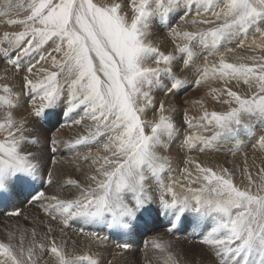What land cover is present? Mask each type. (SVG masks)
Returning <instances> with one entry per match:
<instances>
[{
    "label": "snow or ice",
    "instance_id": "obj_1",
    "mask_svg": "<svg viewBox=\"0 0 264 264\" xmlns=\"http://www.w3.org/2000/svg\"><path fill=\"white\" fill-rule=\"evenodd\" d=\"M158 27L172 50H161ZM233 43L252 54L233 62ZM0 66V201L23 194L45 217L4 229L0 264H101L77 251L109 239L89 229L127 236L159 223L168 234L190 225L212 264H264V167L253 174L245 161L237 183L228 167L188 155L223 145L235 155L246 141L264 150V0H0ZM185 72L206 91L178 124L167 98L183 90ZM57 111L83 131L38 138ZM181 133L183 167L168 154ZM41 144L53 165L64 148L87 170L44 175ZM149 246L160 264H197L163 234Z\"/></svg>",
    "mask_w": 264,
    "mask_h": 264
},
{
    "label": "bare ground",
    "instance_id": "obj_2",
    "mask_svg": "<svg viewBox=\"0 0 264 264\" xmlns=\"http://www.w3.org/2000/svg\"><path fill=\"white\" fill-rule=\"evenodd\" d=\"M193 11H194V9H193ZM188 18L191 19V16H189ZM178 22H179V17H177L176 19L171 21V23L173 25L177 24ZM4 30L11 31V30H18V29L9 26L8 28H5ZM157 37L159 38L161 50H164V51L172 50L173 45H172L170 39L167 38V29H164L162 27H158L157 28ZM250 39H251V34L249 36V40ZM226 47H230V48L236 49V45L234 43L233 44H229ZM221 51H225V49L222 48ZM250 54H252V53H250V52H248L246 50L236 49L234 53L229 54V59L232 60L233 62H235L234 61V57H236V56H245V55H250ZM197 62L199 63V61H197ZM2 67L3 66H0V82H4L3 81L4 72L2 70ZM23 74L24 73L21 72L18 76L15 77V79H13L11 81V83H13V84H15L17 86V89L19 88V86L21 84L20 77ZM178 74H180V73H178ZM182 76H183V78H185L187 80V83L184 85L183 90L180 91L179 93L184 92L185 90H189V89L191 91L188 92L184 96L185 99H180V97L179 98H177V97L175 98V95H170L167 98V103L175 105L176 108H177V112L174 113L173 116H174V119L177 121L178 124H180L182 122L183 110L185 108L190 109V114H196V109H194L192 107L191 102L194 101V100L199 99L201 96L204 95V92L206 91V88L204 86H199L198 87V86L195 85V80H194L193 75L191 73L185 72V73L182 74ZM166 83H167V81H166ZM179 93L176 94V95H179ZM158 98L159 99H165V97L163 96L162 93L158 94ZM182 101H184V102L182 103ZM25 106L27 107V104H25ZM212 107H216L217 109H219L221 106L220 105H209L210 109ZM149 116H151V113H149ZM52 118H53L52 116L49 117V119H48V123L49 124L47 123L48 126L42 132L38 133V135H37L38 138H40V139H44V138L51 139V137L53 135H55L59 139L69 140V139L74 138L81 131H83V128L81 126L69 127V126L66 125V122H52ZM40 127L41 126H39V128ZM182 135L183 134L181 133L180 137L177 138L175 140V142L171 144L170 152L168 153V154H170L173 157L174 166H176L178 164L180 167H183L182 157L184 156L183 151L180 149V142L182 140ZM253 143H255V141H252V142H247L246 141L245 146H243L238 152H236L235 155H233L232 152L228 151V148L231 147V145H223V146H221V149H220L219 152H211V153L193 152V153H189L188 155H192V156L196 157L202 163H207L209 165H223L225 167H228L230 170H232L235 173V180H236L237 183H239L240 182V170L243 169V167L245 166V161H247V165L250 167V169L253 172V174H255L256 170L259 167H264V150H261L259 148L254 149L252 147ZM34 150H36L38 152H43L44 153V160L46 158H48L49 154H51L50 151L45 149L42 144L39 145ZM69 153L74 157L73 158L74 161H72V162H68L65 159V156L67 154H69ZM54 158L58 162H57L56 165H53V167L51 169L53 170L54 174H56L58 177L62 173L64 175H71L73 178H79L80 175H81V172L86 171L87 168H88L87 164H85V163H83V162H81V161H79L77 159L76 153L74 151H69V150L64 149V148H60L57 151V153L54 156ZM77 163L80 164L81 172H77V170H76V164ZM47 169H48V167L46 168V170ZM53 191L54 190H52V192ZM51 193H49V194H51ZM18 200H20V199H18ZM26 201H27V199L24 198L21 202H22L23 205L27 204V206H28L29 203H28V201L26 203ZM2 204H4V203H2ZM39 209L40 208H39L38 202L37 203H32L30 207L26 208L24 213L20 214V217H17V218H12L11 217L10 219L7 220L5 225H1L0 224V239L6 241L7 237H6L5 231H4V229L6 227H10V226H13V225H16V224L25 225V226L30 227L34 220L39 219L40 215H42V217H44L43 216V212H41ZM12 211H14V210H12ZM9 213H11V211ZM4 215H5V213H4ZM25 217H28V220H25ZM162 225H163L162 223H159L157 226L152 227L150 230L152 231V229H154V228L156 229V227H159V226H162ZM79 226L80 225H78V227ZM89 230L98 231L102 236H108L109 239L106 241L105 244L92 246L90 249L86 248L83 244H81L78 247V249H77V251L80 254H84L85 252H89L90 251L91 254L93 255V257L95 259H99L100 262H103L105 260V258H106L107 261H111V264H136V261L132 260L130 258V256L128 257L127 253H125V251L122 253V255H117L116 251H112L109 255L102 254V248L104 246H106V248L108 247L109 249H111V248H114L115 250L117 249L115 247V245L117 243H121V242H119V240L118 241H114V239L117 240L118 235L112 234L106 229L93 228V229H89ZM136 232H138V233L140 232L139 235H145L148 232V230L145 231L143 228H140V229H137V230L133 231L130 235H127V236H130V237L133 238V235H135L134 233H136ZM172 237H173V235H172ZM200 237L201 236L199 235L198 239H201ZM124 238H128V237H124ZM165 238L166 239H170L168 237H165ZM148 239H150V238H148ZM190 239H191V237L189 238V240ZM180 240L182 241V243H181V241L180 242H176L175 241L174 242V246H175V248L178 251H180L181 253L184 254L185 259L192 260L193 258H195L196 261H197V264H199L201 259H204V260L208 261V264H212L211 260H208V258L204 255L205 246H203V245H201L199 243L200 240L199 241L197 240L198 241L197 244H192V245H188V243H185L187 241H184L182 239H180ZM194 242H196V241L194 240ZM108 245H110V246H108ZM69 247H71V243L70 242H69ZM137 247H138V245H133L132 250L136 251ZM132 250H130V251L132 252ZM146 250H147V248H146ZM139 251H142V250H139ZM150 251H152V250L150 249L149 251H147L148 252L147 253V258L151 260L152 264H160L155 259L154 254L152 253L153 251L152 252H150ZM131 254H133V252ZM142 254H143V252H142ZM101 258L104 259V260L101 261ZM140 258H142V257H140ZM108 264H109V262H108Z\"/></svg>",
    "mask_w": 264,
    "mask_h": 264
},
{
    "label": "rangeland",
    "instance_id": "obj_3",
    "mask_svg": "<svg viewBox=\"0 0 264 264\" xmlns=\"http://www.w3.org/2000/svg\"><path fill=\"white\" fill-rule=\"evenodd\" d=\"M235 44V43H234ZM236 45V44H235ZM191 90L189 89V90H185L184 92H181V93H179V95H175V98L177 97V98H179L180 97V99H185V95L188 93V92H190ZM184 101H182V103H183ZM26 107V106H25ZM57 113V114H56ZM54 115H52V122H66V120H64L65 119V117L64 116H62L63 115V113L62 112H56ZM58 120V121H57ZM48 120H47V122L46 121H42V122H40V124H39V126H41L40 128H39V126H38V130H37V132L35 133V135L37 136L38 135V133H40V132H42L44 129H46V127L48 126ZM43 126V127H42ZM43 128V129H42ZM51 153V152H50ZM52 154V153H51ZM51 154H49V156H48V158H46L45 160H44V164H45V172L43 173L44 175H46V168L48 167V168H52L53 167V164H52V159H53V154L51 155ZM56 155V153L54 154V156ZM74 157L69 153V154H67L66 156H65V159L68 161V162H72V161H74V159H73ZM64 162V161H63ZM38 190H43V191H46V194H49V193H51L52 192V190H54L53 188H51L50 186H47V185H42V187L40 188V189H38ZM23 194H21V195H19V197L17 196L15 199H12V200H3V201H0V224L1 225H5L6 224V222H7V220L8 219H10L11 217L12 218H17V217H20V215L19 216H9L8 214H9V212L11 211V213H13V212H15V211H18V210H20V213H24L25 212V210H26V208L27 207H30L31 206V204H29L28 206H27V204H22V200L25 198V195H23ZM18 199H20V200H18ZM16 200V201H15ZM18 200V201H17ZM2 203H4V204H2ZM11 203V204H10ZM26 203H27V201H26ZM14 206V207H13ZM27 206V207H26ZM5 207V208H4ZM8 207V208H7ZM14 208V209H13ZM17 210H16V209ZM19 208V209H18ZM7 209V210H6ZM11 209V210H10ZM24 209V210H23ZM9 210V211H8ZM12 210H14V211H12ZM40 211H41V209H39ZM42 212V211H41ZM4 213H5V215H4ZM7 213V214H6ZM4 215V216H3ZM43 216H44V213H43ZM5 217V218H4ZM44 219L45 217H42V215H40V217H39V219ZM2 219V220H1ZM2 221V222H1ZM163 225L162 226H159V227H156V229L154 228V229H152V231L151 230H148V232L145 234V235H139L140 234V232L138 233V232H136V233H134L135 235H133V238L132 237H130V236H120V235H118V237H117V240H115L114 239V241H118L119 240V242H121V243H129V244H131V248L130 249H128V250H126L125 251V253H127V256L129 257L130 256V258L132 259V260H134V261H136V264H145L146 263V257H144L145 256V254H147L148 252L147 251H149L151 248H150V246L147 248V250H146V248H145V241L148 239V238H151V237H153V236H156L157 234H163L165 237H168V238H170L171 240H173L174 242L176 241V242H180L181 240L180 239H182V240H184V241H187V242H185V243H188V245H192V244H197L198 243V241L200 240V239H198V236H199V234H194L193 233V231H192V228H191V226L190 225H188V224H184V225H181L180 226V230H179V232L178 233H173V234H168L167 232H166V228H167V226L168 225H166V223H162ZM166 225V226H165ZM74 227H78V225H74ZM193 234V235H192ZM172 235H173V237H172ZM147 236V237H146ZM181 236V237H180ZM186 238H185V237ZM193 236V237H192ZM124 237H128V238H124ZM177 237H179V239H177ZM191 237V241L189 240V238ZM147 238V239H146ZM193 238V239H192ZM201 238V237H200ZM127 240V241H126ZM149 240V239H148ZM194 240L196 241V242H194ZM198 240V241H197ZM144 242V243H143ZM181 243H182V241H181ZM133 245H138V247H137V250L136 251H133L132 250V248H133ZM108 246H110V245H108ZM145 248V249H144ZM130 250H132V252H133V254H131L132 252L130 251ZM139 250H142V251H139ZM112 251H116V253H118V252H120V250L119 249H114V248H111V249H109L108 247L106 248V246H104L103 248H102V254H107V255H109ZM135 252V253H134ZM142 252H143V254H142ZM146 252V253H145ZM150 252H152V251H150ZM153 253V252H152ZM138 254V255H137ZM141 254V255H140ZM144 255V256H143ZM107 257V256H106ZM140 257H142V258H140ZM134 258V259H133ZM138 259V260H137ZM102 260H104V259H102L101 258V261ZM108 262L109 261H107L106 260V258H105V260L103 261V262H101V264H108ZM140 262V263H139ZM143 262V263H142ZM160 263V262H159ZM211 263H212V261H211ZM85 264H86V262H85ZM152 264V263H151Z\"/></svg>",
    "mask_w": 264,
    "mask_h": 264
}]
</instances>
